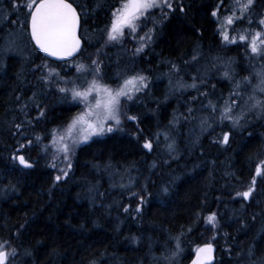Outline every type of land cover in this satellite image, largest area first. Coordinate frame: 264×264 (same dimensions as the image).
<instances>
[{
  "label": "trees",
  "instance_id": "1",
  "mask_svg": "<svg viewBox=\"0 0 264 264\" xmlns=\"http://www.w3.org/2000/svg\"><path fill=\"white\" fill-rule=\"evenodd\" d=\"M119 3L75 0L74 6H83L77 10L84 41L76 60L106 50L104 68L110 77L132 70L160 80L139 96L138 106L124 112L121 130L77 148L71 168L62 169L52 157L49 133L70 123L76 107L62 99L53 79H41L43 65L53 62L37 52L28 32L29 51L24 49L17 38L22 30H16L18 17L9 15L11 0H0V241L17 248L14 264H188L194 250L206 244L216 249L215 264H260L264 181L257 177L249 201L237 193L248 189L256 166L264 161V111L241 109L239 100V124L219 118L235 83H241L242 95L251 92L243 80L249 77L252 85L257 80L246 66L258 65L247 59L246 47L223 42L211 15L219 0H183L184 13L168 11L167 19L148 24L151 43L138 56L128 51L127 42L107 46L105 26ZM258 7L262 13L264 0H254L251 11ZM7 39L9 54L2 51ZM206 55L233 58L234 82L211 65L200 64L191 69L193 74L172 69V64L193 66ZM193 77L199 90L168 94L175 79L191 84ZM41 110L45 116L37 123ZM202 116L210 120L196 130L194 123ZM22 132L33 140L31 146ZM225 132L230 133L228 144L220 142ZM37 134L44 137L42 143L35 141ZM146 140L152 142L151 150L143 147ZM20 154L38 163L23 169L12 159ZM212 213L215 225L207 220ZM175 250L182 253L173 259Z\"/></svg>",
  "mask_w": 264,
  "mask_h": 264
},
{
  "label": "snow or ice",
  "instance_id": "2",
  "mask_svg": "<svg viewBox=\"0 0 264 264\" xmlns=\"http://www.w3.org/2000/svg\"><path fill=\"white\" fill-rule=\"evenodd\" d=\"M74 2L75 0L73 2H70V0H27L26 3H20L19 0H11L12 13H9V15H17V23H19L23 31L28 32L30 39L34 41L37 49L48 57L66 60L81 51V38L79 35L81 13L77 11V7L82 8L83 6H74ZM223 3L224 0H220V4L222 5ZM253 3L254 0H232L231 5L226 10L229 14H226L222 20L219 16V5L212 10L211 15L220 23L219 31L224 42L228 44L242 42L246 48H250L251 53L254 54L253 58L259 56L264 60V18L258 21V25L261 26L260 30H253L251 34L248 33V29L239 31L237 36H231L229 32V30L236 31L233 25L240 21L247 20V23L251 25L250 9ZM20 9H23L24 12L21 13ZM166 9L173 13L176 11L184 13L186 11L183 0H120L119 5L111 11L109 24L105 26L107 41L114 43L122 42L126 35V29L129 34L136 33L141 25L151 21L157 10L160 13L161 21L167 19L168 11H165ZM237 12L239 13L238 15ZM21 14L24 16L23 20L19 19ZM151 31L152 29H149V32ZM146 38H151L148 33L144 37H141V40H145ZM143 46L137 48L136 51H142ZM192 59L196 60L197 57L194 55ZM91 63L90 74H94V78L89 82L85 77L86 87L78 85L75 81H69L64 77H60V74L56 73L54 69H49V75L54 74L58 78L54 85L58 91L65 94V96L70 95L72 100L81 101L85 105L84 109L63 128L62 133L59 130H53L49 133L52 137V145L57 149L58 153H63L64 158L69 161V169L71 168L70 155L73 153L75 147L89 141L93 136H102L106 132H112L113 126L109 124V121L114 122L116 126H119L121 123L122 98L132 100L136 92L147 87V78L137 74L123 78L122 83L118 87L112 88L107 84L101 83V69L97 61H92ZM43 67H48V65L44 64ZM172 69L176 72L180 71L175 64H172ZM77 71L83 72L88 70L85 65L79 64L77 65ZM224 76L231 79L228 71L224 72ZM253 76L257 80L255 85H252L249 77H245L243 80L246 88L251 86V92L247 100H244L239 92L230 94L229 99L224 102L223 109L220 112L219 118L221 120H229L233 125L239 124L243 112L241 111L240 116L234 115V109L239 107L237 99L245 105H250L252 109L259 108L261 111H264V99L256 95L259 92L261 96H264V68L258 72H254ZM96 77H99V79ZM192 79L193 83L191 84L185 85L181 81H178L177 84L180 87H190L199 90L195 83L196 77ZM48 82L52 83L51 80ZM61 82H63V86H61ZM240 87L241 83H235L236 89H240ZM233 96H236L237 99H233ZM209 106L213 111L216 110V106L211 104V102H209ZM37 107L39 108L40 106L37 105ZM44 116L45 113L41 110L39 117L36 118L37 123H40V118ZM126 118L132 121L137 120L136 116H127ZM28 123L31 124V121H28ZM202 123H206V121ZM15 127L17 129L23 128L22 125H15ZM21 134L27 139L26 132H22ZM229 136L230 133H223L220 142L228 144ZM34 139L37 143H42L44 137L37 134L34 136ZM27 143L31 146L33 140L27 139ZM24 146L21 145L20 147L23 148ZM143 147L151 150L152 142L146 140ZM44 151L47 153V145H45ZM12 159L14 163L23 169H33L38 163V161L26 159L24 155H14ZM52 167H55V165L53 164ZM61 171L67 177V171ZM257 177L264 181V161H261L256 166L248 189L238 192L237 195L244 199L250 198L255 191ZM60 179L61 176L59 175L55 177L56 181ZM140 200L142 203L144 202L143 197H140ZM136 211H140L139 206ZM207 220L215 225L217 223L216 214H210ZM177 249H179V241H177ZM213 251L214 249L211 244L198 247L193 264H210L213 258ZM17 254L18 250L12 246L11 241H0V264H11V261L15 259ZM260 264H264V260Z\"/></svg>",
  "mask_w": 264,
  "mask_h": 264
},
{
  "label": "rangeland",
  "instance_id": "3",
  "mask_svg": "<svg viewBox=\"0 0 264 264\" xmlns=\"http://www.w3.org/2000/svg\"><path fill=\"white\" fill-rule=\"evenodd\" d=\"M231 3H232V0H229L228 1V4L225 7H223V4L221 5L220 4V0H219V3L217 4V6L218 5L220 6L219 16H220L221 20L223 19V17L226 14H229V13H227L226 10L229 8V6L231 5ZM165 11H169V10L166 9ZM238 14L239 13L237 12V15ZM250 14H251V20H252L251 25H249L247 23V20L237 22L235 25H233V27L236 29V31L229 30L231 36H237L238 35V32L241 31V30H244V29H248V33L249 34H251V32L253 30H260V27L261 26L258 25V21H259V19L264 18V10L261 13L260 12V7H258L256 10H254V12H252L251 9H250ZM151 20L152 21L146 22L144 25H141L140 29H138V31L136 33L129 34L128 33V30L126 29L125 30L126 35H125L124 39L122 40V42H120V43H114V42H108L107 41L106 42V45L107 46H111V45L120 44V46H121V44L127 42V45L130 47L128 49V51L130 53L134 52V55H136V56L140 55L150 45V43H151V38L150 39H147L146 38L145 40H141V37H144L146 33H148V35L150 37L153 35V32H149V29H151V27H149L148 24H151L153 22H159V20H160V13H159L158 10L155 11V14L151 18ZM0 26H2V22H0ZM217 27H218V31H219V29H220V23L219 22H217ZM147 28H148V30L146 31ZM19 29H21V27H19L18 26V23H17L16 24V30H19ZM219 34H220V31H219ZM220 36H221V34H220ZM17 38H18L19 42H21V45H23L24 49L26 51H29V47L27 46V33L24 32V31H22V30H19L18 33H17ZM221 38H222V36H221ZM8 40L9 39L6 40L5 46H4V48H2V51L4 53L7 52L9 54L12 51H8L9 48H10L9 47V41ZM222 40H223V38H222ZM226 44L228 46H234V45H239V44L242 45V46H244V44L242 42H238L236 44H228V43H226ZM142 45H144L143 48H142V51L137 52L136 49L137 48H140ZM247 50H248L247 59L250 60V62L255 61V63L258 66L254 67L253 65L252 66L247 65L246 67H248V68H251L252 67L255 72H258L262 68H264V60H262L259 56H256L255 58H253L254 54L251 53L250 48H247ZM105 52H107V51L106 50L105 51H99V54H97V55H95L93 52H89V53L85 54L84 57L81 58V60L80 59L79 60H76L75 59L74 61H71V62H69L67 64H64V66L63 65L58 66V65L53 64V63H46L48 65V67H42L44 70L41 73V75H43V76H41V79L44 80V81H47V80L49 81V80L53 79V82L54 83L57 82L58 78L54 74L51 75V76L49 75V69H54L56 73H59L60 74V77H64L65 79H67L69 81H75L78 85H81V86H84V87L87 86L85 84V77H86L87 81H89V82L94 78V74H90V69L92 67V63H91L92 61H97V63L100 66V69H101L100 77H102L101 83L107 84V85H109L112 88L118 87L122 83L123 78H125L127 76H132V75L139 74V75H143V76H145L147 78V80H146L147 87L146 88H143L139 92H136L134 94L132 100H126L125 98H122V108H121V113L122 114H121V123H120V125L119 126H116L114 124V122L109 121V124L111 126H113V131L112 132H106L102 136H93L89 141L79 144L77 147H75L73 153L70 155V161H71L72 155L74 154V152H75V150L77 148H79L81 146H84V145H88V144H90V143H92V142H94L96 140L104 139L105 137H107L111 133H113L115 131L121 130L122 125H123V115H124V112L128 111L132 106H138L141 103V101H140L141 99L139 98V96L141 94H144V92H147L150 89V87L152 86V83L160 80L159 77H150V78H148L145 73H142V72H139V71H132V70L129 71L128 73H123V74H121V72H119L113 78L110 77L108 75L106 69L104 68V65L106 64V63H104L105 57H103ZM125 53H126V51H125ZM246 55H247V53H246ZM211 57L212 56H210V55H206V56L201 57L202 60L198 59L197 61L193 62V64H192L193 66L184 65L183 67H178V68L183 73H185V74H193L191 69H193L195 67L198 68V66L200 64L201 65L204 64L205 66H207V68L211 65L212 66L211 67V70L213 72L215 71L216 73H220L219 74L220 77L228 78V77H225L224 76V72L225 71H228L229 74H230V77H231V79L228 78V80L230 82H234L233 80H234L235 76H234L233 72H234V68H235L234 66L236 65L235 60L233 58H231V57H227L226 59L225 58H222V59H220V58L214 59V58H211ZM136 58H138V57H136ZM79 64L85 65L86 66V69L88 71H83V72L77 71V65H79ZM96 78L99 79V77H96ZM149 81H151V84H149ZM178 81H182V80L181 79H175V81H173L174 83L171 84L170 87H169L170 89L168 91V94L169 93H173V92L181 93L183 91L186 92L188 90L190 91L191 89H193V88H190V87H180V86H178V84H177ZM185 85H187V84H185ZM61 86H63V82H61ZM235 92H239L240 93V89H236ZM58 93L62 97V99H64V100L67 99L69 104H71L72 106H75L76 107V110H75V113H74V117L79 112H81L84 109L85 105L83 104V102H81V101H74V100H72V98H71L70 95L65 96V94L60 93L59 91H58ZM249 94H250V91L248 92L247 95H242L241 94V96H243V99L244 100H247V97H248ZM256 95L257 96H260V93L257 92ZM261 99H264V98H261ZM238 101H239V99H237V103H238ZM239 103H240L239 105L242 106L241 109H243V108L250 109L251 111H255L257 113H259L261 111L259 108L252 109L250 107V105H245L243 102H242L243 104H241V101H239ZM223 106L224 105H222L221 111L223 109ZM220 112H219V114H220ZM234 115H236V109L234 111ZM191 118L189 117V120ZM204 119H205V117L202 116L199 119H197V121L194 123V126H195L196 130L198 129V130L201 131V129H202L203 126L206 127V124L209 122L210 119H208V122L206 121V123H202V122H204ZM59 130H60L59 132H61V133L63 132V128L62 129H59ZM194 131H195V129H193L192 126H191L190 132L193 133ZM165 140H167V137H165ZM171 143L172 142H170L168 145H171L172 146ZM50 144L52 146V157L53 158L54 157L57 158L59 160V162L62 163V169L66 168V165H68L69 161L64 158L63 153H58L57 152V149L52 145L51 141H50ZM164 150H165L166 156L170 155V153L168 152V147L167 148L165 147ZM246 200L249 201L250 198H248ZM195 251L196 250H194V252ZM181 253L182 252H180L178 250H175L174 251V254H173V259L179 258L181 256ZM11 264H14V262L11 261Z\"/></svg>",
  "mask_w": 264,
  "mask_h": 264
},
{
  "label": "water",
  "instance_id": "4",
  "mask_svg": "<svg viewBox=\"0 0 264 264\" xmlns=\"http://www.w3.org/2000/svg\"><path fill=\"white\" fill-rule=\"evenodd\" d=\"M77 11H78V10H77ZM78 12H79V11H78ZM81 26H82V19H81ZM79 35H80V38H81V51H82V49H83V47H84V41H83V39H82V37H81V28H80ZM31 42H32V44L34 45V47L36 48L34 41L31 40ZM36 50L38 51V53H39L41 56H43L44 58L48 59L49 61H51V62H53V63H55V64H64V63L70 62V61L76 59V58L80 55V53H81V51H80L79 53L75 54V55L72 56V57L67 58L66 60H59V59L54 58V57H48L45 53H43L42 51H40V50L37 49V48H36ZM20 155H22V154H20ZM202 247H203V246H202ZM213 249H214V251H213V258H212V260L210 261V264H215V262H216V250H215L214 247H213ZM196 255H197V253L194 254L193 258L191 259V261H190L188 264H193V261L196 259Z\"/></svg>",
  "mask_w": 264,
  "mask_h": 264
},
{
  "label": "bare ground",
  "instance_id": "5",
  "mask_svg": "<svg viewBox=\"0 0 264 264\" xmlns=\"http://www.w3.org/2000/svg\"><path fill=\"white\" fill-rule=\"evenodd\" d=\"M74 67V66H73ZM213 74V73H212ZM185 76V75H184ZM229 88V87H228ZM222 89V88H221ZM225 90V89H224ZM224 92V91H223ZM189 142V141H188ZM44 158V157H43ZM37 159V158H36ZM43 161V160H42ZM40 163V162H39ZM42 165V164H41ZM125 179V178H124ZM122 190V189H121Z\"/></svg>",
  "mask_w": 264,
  "mask_h": 264
},
{
  "label": "flooded vegetation",
  "instance_id": "6",
  "mask_svg": "<svg viewBox=\"0 0 264 264\" xmlns=\"http://www.w3.org/2000/svg\"><path fill=\"white\" fill-rule=\"evenodd\" d=\"M195 253V252H194ZM194 255V254H193Z\"/></svg>",
  "mask_w": 264,
  "mask_h": 264
}]
</instances>
